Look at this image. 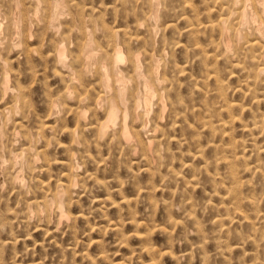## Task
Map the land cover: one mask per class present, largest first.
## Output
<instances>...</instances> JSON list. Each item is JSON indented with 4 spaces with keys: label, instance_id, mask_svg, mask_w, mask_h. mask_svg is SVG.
I'll return each mask as SVG.
<instances>
[{
    "label": "bare ground",
    "instance_id": "6f19581e",
    "mask_svg": "<svg viewBox=\"0 0 264 264\" xmlns=\"http://www.w3.org/2000/svg\"><path fill=\"white\" fill-rule=\"evenodd\" d=\"M14 1L18 6L21 4L20 0ZM48 1L51 9L48 23L50 27H53V30L61 27V17L66 13L72 15L74 23H80L79 26L75 24L76 29L74 28L80 37L78 53L73 56V59L81 68L87 69L96 52L98 59L96 70L101 77L98 83L90 85L89 89H84L85 96L79 99L80 104L90 100L89 107H81L79 110L71 108L70 104L75 98L74 88L71 85L75 78V68L71 67V63L68 65V59L66 61L69 51L66 44L67 37H63L56 43L55 52L44 55L34 47L33 34L29 27H25L22 38L26 46V62L35 78L41 75L45 79L46 95L48 96L47 111L45 115L41 114L38 110L39 107L37 108L27 100L26 93L21 94L22 104L17 101L18 104L4 111L12 117L9 118L10 120L15 115L22 119H13L14 139L20 145L14 150L11 161L14 163L16 160H25L21 168L27 172L31 183L27 185L23 182L22 171H17L15 175L10 176L17 192L15 198L17 207H11L12 205L6 203L3 195L0 196V202L3 200L6 203V214L9 215L0 222L1 229L3 231L7 229L13 234L15 229L20 227V224H16L20 218H24L25 220L20 222H25L27 225L34 221L35 232L42 231L44 234L41 247L45 241L51 245L63 246L62 255H59L58 252L53 256L50 254L49 261L54 262L53 264H79L76 260L77 257H80L82 261H87L88 264H99L101 259L106 262L105 264H132L130 259H124L119 263L114 260L109 261L108 254L110 252L102 239L94 240L92 243L97 245L99 250L97 255H92L89 251L79 253L71 242L63 244L64 242L60 243V240H57L59 238L57 233L61 232L63 237H67L73 229L72 204L74 202L72 193L80 182L77 174L80 165L73 159L72 144L60 142L59 136L60 133L65 134L68 138H72V141L78 137L77 131L71 128L66 114L77 110L79 115V117L77 115V120L78 123H81V121H87L89 113H92L97 117V121L92 125L95 124L98 128L99 140H105L109 135L112 140L119 137L121 143L131 144L134 154H137L140 147L147 152L148 156V150L144 146L151 147L153 141L144 143L140 139V135L148 127L146 119L150 112L152 113V108L149 105L153 98L157 97L158 104L154 118L156 130L159 128V123L165 120L168 106L170 109L169 120L172 126L175 127L181 123L183 127V123H187L188 129H195L188 123V116H196V105L188 103L182 93L183 90H181L183 86L181 77L187 74V68L180 66L176 60H172L170 68L167 69V65H165L162 70L163 59L158 58L155 52L150 49L153 44L151 38L155 32V28L151 24V17L161 0L142 1V7L147 8L148 11L144 13L143 19L137 20V29L145 28L146 33L149 34L148 37L140 34L134 36L127 28L109 26L103 22V34L106 37L103 43L97 41L94 30L90 26L93 20L85 17L80 3L75 0ZM179 1L182 3V8L178 15L186 21L185 33L192 42L191 45H184L185 51L187 53L192 51L199 56L205 68L203 80L213 79L215 81V87L207 90L206 94H215L221 102L217 107L206 104V109L199 112L203 116L198 115V119L195 121V125L209 129L212 135L209 146L215 151V155L212 162L205 161V171L215 184L214 194L218 195L223 203L230 205L227 214L218 216L214 221L218 229L216 240L219 251L223 256L226 255V252L230 253L232 246L226 238L231 233V226L244 220L249 223L252 229V233L246 237V242L255 245V251L252 254L253 262L254 264H264V0H211L210 2L201 0L204 5L202 8L195 5V0ZM41 4L40 0H25L24 5H20V18L25 15V12L36 13ZM249 24H251V32ZM13 25L18 26V23ZM2 27L3 22L0 20V30ZM72 31L74 30L72 29ZM157 36L159 37V35ZM133 40L141 42V50H133L131 46ZM155 41L157 42V38ZM164 45H167V42ZM211 52L213 54H210ZM142 54L144 55L145 69L141 62ZM36 55H39L40 60L46 65L45 69L38 70L36 68ZM220 57L224 61L230 62L231 65L232 61H235V65L240 67L244 73V79L241 80L242 83L238 91L243 93L248 102L236 103L229 100L227 85L219 73ZM51 62L53 77H60L63 84L62 93L57 96L52 93L51 85L53 84L48 73ZM123 65H126L125 70L122 68ZM188 78L189 84L199 89V82L194 80L193 75H189ZM131 81L138 82V87L134 88L129 95ZM142 83L144 95L140 91ZM109 88H112L116 96H111V99L107 100ZM104 101L108 104L103 103ZM102 104L106 105L103 106L104 121L98 117V110ZM60 107H62V116L59 117L60 124L52 123L51 120L59 113L58 108ZM247 115L251 116L249 120L246 119ZM139 122L141 124L137 125L136 123ZM237 126L249 136V143H245L244 140L233 141L234 130ZM224 139L229 140V146L218 144ZM56 142L59 143V148L64 149L65 159H59L52 155V149ZM199 149H201V145H199ZM247 151H250V156L247 155ZM202 153V150L196 151V154ZM210 164L215 166L214 171L209 169ZM221 164H224L227 169L223 174L218 170ZM58 166L62 168L59 172L56 171ZM173 174L176 179L187 183V187L190 185L181 173L173 171ZM248 176L261 178L262 195L257 196L254 193L255 189H252L251 180L247 179ZM249 187L252 190L245 193L246 188ZM103 202L107 203L104 200ZM112 204L128 205L130 219L135 227L133 234L126 235L122 233L123 219L116 223L109 220L108 228L121 234V243H127L133 237L139 239L141 241L140 251L148 256L151 264H162L161 260L165 255H171L179 261V257L171 250L164 252L155 246L153 234L160 227L155 224L154 217H151L150 221L153 220V222L150 223L141 222L137 218L136 211L132 207L133 199L123 196L121 203L117 204L115 201ZM187 204L191 207L194 206L190 199ZM245 208H248L250 212H246ZM194 212V209L189 211L187 216L194 218ZM170 217L172 226L180 224L171 211ZM196 224L201 233L203 231L201 225L197 221ZM161 229L169 236L171 249L173 247V231L167 228ZM16 242V238H12V240L5 238V243H3L4 246L10 245L14 249V255L13 257L11 255L12 259L10 258L14 261L20 256L17 251L15 252ZM239 245L242 246L244 243ZM260 250H263V254L260 253ZM203 257V264H207L208 256L205 251ZM21 260L23 259L21 258ZM46 261L48 260L32 259L29 264H44ZM0 264L2 263L0 262ZM13 264H18V262H13Z\"/></svg>",
    "mask_w": 264,
    "mask_h": 264
},
{
    "label": "rangeland",
    "instance_id": "374dc122",
    "mask_svg": "<svg viewBox=\"0 0 264 264\" xmlns=\"http://www.w3.org/2000/svg\"><path fill=\"white\" fill-rule=\"evenodd\" d=\"M40 1H42V4L38 6L40 10L38 9L36 13L30 11V14L25 12V15L20 18V5H24L25 0H20L21 4L19 6L14 0H0V20L3 22V27L0 30V196L3 195L6 203L8 202L14 208L17 207L15 199L17 192L10 176L15 175L17 171H22L23 182L27 185L31 182L27 172L21 168L25 160H16V163L11 161L14 150L20 145L14 139L13 119H22L15 115L10 120L11 116L4 111L15 104H22L21 94L24 93L27 95V100L37 108L39 107L38 110L43 115L46 114L48 102L45 79L41 75H38L36 79L26 62V46L22 38L25 27H29L33 34L34 47L44 55L55 52L56 43L63 37H67L66 44L69 51L66 61L68 59V65L71 63V67L75 68V78L71 84L74 88L75 98L70 104L71 108H78L79 110L81 107H89L90 100L80 104L79 99L85 96L84 89H89L90 85L98 83L101 77L96 70L98 59L95 51L90 60L92 66L89 64L87 69L81 68L73 59V56L78 53L80 37L78 31L75 30V24L79 26L80 23H74L72 15L66 13L65 16L62 15L61 17V27L58 26L61 30L60 28L53 30V27H50L48 23L51 13L49 1ZM142 1L75 0L83 7L85 17L93 20L90 26L94 30L99 43L106 40L103 34V22L109 26L127 28L134 36L140 34L148 37L149 34L146 33L145 28L137 29V20L143 19L144 13L148 11L147 8L142 7ZM160 2L151 17V24L155 28V32L151 38L153 44L150 49L155 52L158 58L163 59L162 70L165 65L169 69L172 60H176L180 66L187 68V74L181 77L183 84L181 90H183L182 93L186 101L196 105V116H188V123L193 125L195 129H188L186 127L187 123H183V127L181 123H178L175 127L172 126L169 120L170 109L168 106L166 118L159 123V128L156 130L154 118L158 104L157 97L153 98L149 105L152 108V113L150 112L146 119L148 127L140 135V139L144 143H148L150 140L153 141L151 147L144 146L148 150L147 156V152L140 147L137 154H134L131 144L121 143L119 137L112 140L109 135L105 140H99L98 128L95 124L92 125L97 121V117L93 116L92 113H89L87 121L78 123L77 110L71 114L68 112L69 114H66L67 120L71 128L77 131L78 137L75 141H72V138L60 133L59 141L72 144L73 159L80 165L77 171L80 182L72 193L74 202L72 204L73 229L67 237H63L61 232L57 233V236H59L57 240H60V243L64 242L63 244L71 242L79 253L89 251L92 255H97L99 251L97 245L92 243L94 240L102 239L110 252H108L109 261L114 260L119 263L124 259H130L132 264H151L148 256L140 251L141 241L139 239L133 237L127 243H121V234L108 228L109 220L116 223L123 219L122 233L126 235L134 233L135 227L130 219L131 214H129L128 205L118 206L112 204L115 201L117 204L121 203L123 196H127L134 200L132 207L141 222L150 223L154 220L155 224L159 225L160 229L153 234L155 246L164 252L171 250L179 257L178 261L171 255H165L161 260L162 264H203L204 251L208 256L207 264H254L252 254L255 251V245L246 242V237L252 233L247 221L242 220L231 226V233L226 238L232 246L230 253L226 252V255L223 256L219 251L216 240L218 229L214 221L218 216L226 215L230 205L229 203H223L219 196L214 194L215 184L205 171V161L212 162L215 155V151L209 146L212 135L209 129L195 125V121L198 119V115L203 116L199 112L206 109V104L217 107L221 102L215 94H206L207 90L215 87V81L213 79L203 80L205 68L199 56L192 51H189V53L185 51L184 45H191L192 42L185 33L186 21L178 15L182 8L181 1L161 0ZM194 3L201 8L204 6L201 0H195ZM17 23L18 26L13 25ZM249 28L251 32V24H249ZM156 38L157 42L155 41ZM136 41L133 40L131 46L134 51H139L142 44L140 41ZM165 42H167V45H164ZM161 53H163L162 56H160ZM210 54H213V52ZM36 59V68L38 70L45 69L46 65L40 60L39 55H36ZM141 62L145 69L143 54ZM235 64V61H232L231 65L230 62H226L220 57L219 73L223 76V80L227 85L229 100L236 103H245L248 100L245 99L241 91H238L242 83L241 80L244 79V73ZM49 65L48 73L53 84L51 85L52 93L57 96L62 93L63 84L60 77H53L52 62ZM122 68L125 70L126 65H123ZM189 75H193L194 80L199 82V89L189 84ZM79 78L80 80H78ZM142 85L143 83L140 84V91L144 95ZM137 87L138 82L131 81L129 83V95ZM107 96V100L111 99V96H116L112 88H109ZM17 101L19 102L17 103ZM103 103L108 104L106 101ZM105 104H102L98 110V117L101 121L105 120L103 112ZM61 108H58L59 113L51 120L52 123L60 124ZM250 117V115H247L246 119L249 120ZM136 124L140 125L141 123ZM248 138L249 136L237 126L234 130L233 141L244 140L245 143H249L250 138ZM228 143V139L218 142L219 145L226 146H229ZM199 145H201V149H199ZM52 150L54 157L66 158V153L63 148H59L58 142L55 143ZM197 150H202L203 153L196 154ZM247 155H251L250 151H247ZM209 169L214 171L216 168L213 164H210ZM61 170L60 166L56 168L58 172ZM218 170L221 174L227 171L224 164H221ZM173 171L181 173L190 185L187 187V183L176 179ZM247 179L251 180L250 185L252 189H255L254 193L257 196L262 195L261 178L248 176ZM251 187L246 188L245 193L250 192ZM189 199L193 202V207L187 204ZM103 200L107 203H104ZM0 203L1 222L9 215L6 214V203L3 200ZM193 209L195 210V216L189 218L187 213ZM245 210L250 212L248 208H245ZM170 211L173 212L175 219L180 224L176 226L170 224ZM151 217H154L152 221H150ZM22 220L25 219L20 218L16 223L20 224V227H17L13 234L7 229L3 231L0 223V239L3 240H0V246H2L0 247V262L2 264H10V262L12 264L13 262L29 264L32 259L38 261L44 259L48 260L44 264H53L54 262L49 261L50 254L53 256L54 253L58 252L59 255H62L63 246L51 245L48 241H45L41 247L44 240L43 232H35L34 221L27 225L25 222L21 223ZM195 220L201 225L203 230L201 233L198 231ZM161 228L173 231V247L171 249L169 236ZM5 238L17 239L16 244L19 249L16 248L15 252L17 251L20 256L15 261L11 260L14 249L10 245L4 246L3 244ZM240 243H244V245L240 246ZM260 253L263 254V250H260ZM47 254L49 256H46ZM21 258L25 263L22 262ZM76 260L79 264H88L87 261H82L80 257H77ZM105 263L102 259L99 262V264Z\"/></svg>",
    "mask_w": 264,
    "mask_h": 264
}]
</instances>
